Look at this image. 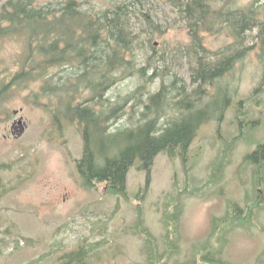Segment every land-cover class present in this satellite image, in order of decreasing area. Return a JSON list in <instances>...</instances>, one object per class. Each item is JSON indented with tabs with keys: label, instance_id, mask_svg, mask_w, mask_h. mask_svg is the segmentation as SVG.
Returning <instances> with one entry per match:
<instances>
[{
	"label": "rangeland",
	"instance_id": "obj_1",
	"mask_svg": "<svg viewBox=\"0 0 264 264\" xmlns=\"http://www.w3.org/2000/svg\"><path fill=\"white\" fill-rule=\"evenodd\" d=\"M146 1L150 3L142 2L140 8L144 5L161 28H150L147 34L140 31L144 16L137 11V18L132 17V27L142 34L137 38L142 45L135 51L136 65L143 67L146 58L155 54V65L176 73L188 86L186 61L179 54L190 40L184 21L177 19L169 4ZM88 4L99 10L110 1L88 0ZM202 41L206 49L215 51L231 39L225 34H206ZM254 41L253 37L247 45ZM151 42L157 43L156 52ZM21 51L15 40L0 42V75L16 69L14 58ZM261 73L255 53L235 65L221 80L229 83L232 95L221 121L211 120L198 128L185 166L178 157L159 153L141 198L138 194L144 190L146 173L135 167L127 174L126 197L103 194V184L97 189L83 186L74 168L82 144L75 127L66 123L61 128L47 108L31 103L27 95L33 87L10 94L0 103V239L7 241L0 245V264H59L63 253L86 245L98 248L83 264H150L147 257L154 248L158 253L155 264H264V195L256 194L264 190V171L257 175L256 162L245 159L264 141V87L250 97ZM136 83L135 76L121 80L107 97L130 94ZM158 86L159 79L149 90ZM240 100L242 113L236 118ZM14 109H21L19 115L27 119V125L20 136L5 139L4 133L16 118ZM239 129L242 137L231 151L223 153ZM213 166L220 169L205 186ZM184 186L194 192L180 198L178 191ZM178 202L182 206L179 221L174 217ZM229 202L238 203L244 211L233 213L227 222L231 226L222 232L220 263L212 252L222 240L215 237L209 245L208 236L212 217L223 216ZM252 203L256 204L252 213L242 219ZM168 227H175L168 237L172 239L169 256L164 254Z\"/></svg>",
	"mask_w": 264,
	"mask_h": 264
},
{
	"label": "trees",
	"instance_id": "obj_2",
	"mask_svg": "<svg viewBox=\"0 0 264 264\" xmlns=\"http://www.w3.org/2000/svg\"><path fill=\"white\" fill-rule=\"evenodd\" d=\"M109 1L110 5L95 10L89 8L88 0H3L0 42L15 40L22 51L14 58L16 69L0 75V103L19 89L33 87L29 101L47 108L61 128L66 123L75 125L80 134L81 155L74 160L85 185L97 189L104 183L105 194L124 195L127 173L134 165L146 172L145 191L159 153L178 157L186 165L188 148L200 125L221 120L228 107L230 96L227 91L221 95L220 80L249 53H255L262 70L260 85L250 97L264 87V0H161L184 21L190 38L179 49L190 89L176 73L155 65V54L146 58L143 67L136 65L135 51L142 45V34L132 27V17L137 18V11L144 16L140 31L147 34L150 28H161L144 5L140 8L142 2L150 1ZM205 34H225L231 41L218 50H208L202 41ZM253 37L256 42L247 45ZM150 48L156 52L158 47L151 42ZM132 76L137 77L132 93L107 97L109 89ZM157 79L158 88L150 91ZM241 137L239 129L224 151ZM245 159L256 162L257 175L263 173L264 141ZM262 190L256 194L262 196ZM255 205L248 204L241 218L249 217ZM180 211L179 207L177 217ZM242 211L243 206L229 202L223 216L212 217L209 245L215 237L222 240L212 253L223 252L222 232L231 226L227 222L232 214ZM174 230L167 228L164 238L167 256L172 240L167 235ZM6 242L0 239V245ZM89 248L65 252L61 264H83ZM157 256L156 248L149 250L150 264H155Z\"/></svg>",
	"mask_w": 264,
	"mask_h": 264
},
{
	"label": "bare ground",
	"instance_id": "obj_3",
	"mask_svg": "<svg viewBox=\"0 0 264 264\" xmlns=\"http://www.w3.org/2000/svg\"><path fill=\"white\" fill-rule=\"evenodd\" d=\"M155 28V27H154ZM157 28V27H156ZM156 43L154 42V45H155ZM252 46V45H251ZM130 47V46H129ZM83 59V58H82ZM93 61V60H92ZM116 61V60H115ZM112 66V65H111ZM102 74V73H101ZM152 74V73H151ZM150 74V75H151ZM194 85V84H193ZM108 86V85H107ZM99 96V95H98ZM163 110V109H162ZM114 120V119H113ZM164 121V120H163ZM162 122V121H161ZM109 131V130H108ZM114 133V132H113Z\"/></svg>",
	"mask_w": 264,
	"mask_h": 264
}]
</instances>
